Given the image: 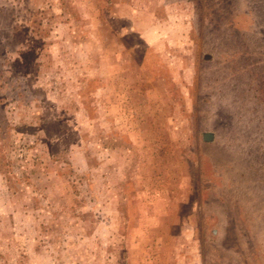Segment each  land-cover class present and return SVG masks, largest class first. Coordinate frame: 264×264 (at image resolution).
Instances as JSON below:
<instances>
[{"label":"rangeland","instance_id":"rangeland-1","mask_svg":"<svg viewBox=\"0 0 264 264\" xmlns=\"http://www.w3.org/2000/svg\"><path fill=\"white\" fill-rule=\"evenodd\" d=\"M0 264H264V0H0Z\"/></svg>","mask_w":264,"mask_h":264},{"label":"water","instance_id":"water-1","mask_svg":"<svg viewBox=\"0 0 264 264\" xmlns=\"http://www.w3.org/2000/svg\"><path fill=\"white\" fill-rule=\"evenodd\" d=\"M213 139V136L211 134H206L205 135V140L206 141H211Z\"/></svg>","mask_w":264,"mask_h":264}]
</instances>
